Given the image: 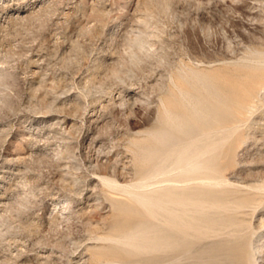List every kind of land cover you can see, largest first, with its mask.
I'll use <instances>...</instances> for the list:
<instances>
[{
  "label": "rangeland",
  "instance_id": "374dc122",
  "mask_svg": "<svg viewBox=\"0 0 264 264\" xmlns=\"http://www.w3.org/2000/svg\"><path fill=\"white\" fill-rule=\"evenodd\" d=\"M217 258L264 264V0H0V264Z\"/></svg>",
  "mask_w": 264,
  "mask_h": 264
},
{
  "label": "bare ground",
  "instance_id": "6f19581e",
  "mask_svg": "<svg viewBox=\"0 0 264 264\" xmlns=\"http://www.w3.org/2000/svg\"><path fill=\"white\" fill-rule=\"evenodd\" d=\"M244 93V92H243ZM247 96V95H246ZM238 105H241L239 102H236ZM182 159V158H181ZM184 225H185V223H183ZM183 227V226H182ZM183 230H184V228H183ZM186 240V239H185ZM175 243V242H174ZM174 246V245H173ZM176 248V247H175ZM177 248H178V246H177ZM216 249V248H215ZM229 249V248H228ZM175 250V249H174ZM218 250V249H217ZM220 250V249H219ZM237 250V249H236ZM215 252V251H214ZM218 252V251H217ZM234 252V251H233ZM232 252V253H233ZM220 253V252H219ZM231 253V254H232ZM235 253V252H234ZM221 254V253H220ZM230 254V253H229ZM214 255V254H213ZM221 260V259H220ZM215 261H216V263L218 264L219 263V261H218V258H217V260L215 259ZM239 261V260H238ZM239 263V262H238ZM230 264V263H229Z\"/></svg>",
  "mask_w": 264,
  "mask_h": 264
}]
</instances>
